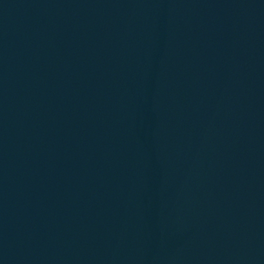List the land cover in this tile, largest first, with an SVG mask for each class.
Instances as JSON below:
<instances>
[{"label": "water", "instance_id": "1", "mask_svg": "<svg viewBox=\"0 0 264 264\" xmlns=\"http://www.w3.org/2000/svg\"><path fill=\"white\" fill-rule=\"evenodd\" d=\"M0 264H264V0H0Z\"/></svg>", "mask_w": 264, "mask_h": 264}]
</instances>
